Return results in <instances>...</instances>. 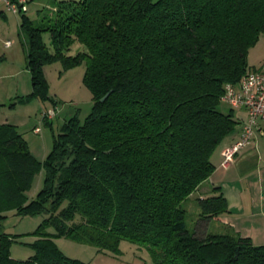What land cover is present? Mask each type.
I'll return each instance as SVG.
<instances>
[{"label":"trees","instance_id":"trees-1","mask_svg":"<svg viewBox=\"0 0 264 264\" xmlns=\"http://www.w3.org/2000/svg\"><path fill=\"white\" fill-rule=\"evenodd\" d=\"M24 12L29 95L46 97V64L84 63L93 105L82 122L76 113L63 122L43 160L15 124L0 123V220L8 210L47 213L27 259L11 257L0 235V264H88L55 236L99 250L125 239L145 246L151 264H264V244L209 232L229 211L219 187L196 197L191 228L183 206L238 122L218 107L225 84L254 70L247 54L264 35V0H60L38 24Z\"/></svg>","mask_w":264,"mask_h":264},{"label":"rangeland","instance_id":"rangeland-1","mask_svg":"<svg viewBox=\"0 0 264 264\" xmlns=\"http://www.w3.org/2000/svg\"><path fill=\"white\" fill-rule=\"evenodd\" d=\"M58 1L60 0H27V10L24 14L38 24L42 15L49 13L52 5ZM20 18V12L15 14L0 2V123L9 122L17 125L30 151L37 158L42 159L52 147V128L54 133H57L63 118H68L75 113L82 122L91 110L93 100L91 91L82 82L84 63L63 69L59 61L46 64L44 67L48 82L46 97L42 99L29 95L32 88L31 76L25 61L27 41L19 29ZM47 37L45 34V41ZM5 40H10V44L6 46ZM79 47V44L73 45L70 53H75ZM259 52V46L258 48L252 46L248 51L247 61L252 64V61L257 60ZM253 64L256 65V63ZM54 103L57 106L53 107ZM44 104H49L51 110L56 108V116L50 122L40 117L41 106ZM218 108L224 113H228L231 109L225 101L220 102ZM68 111L72 113H67ZM232 112L236 118L241 113V109L233 108ZM37 127L40 132L36 134L32 130ZM262 137L264 138V134ZM219 149L220 147L216 151ZM43 176L44 172H38L35 175L30 189L26 192L28 199L37 195L43 185ZM231 195L236 197V191H231ZM196 196L198 195L195 193L183 202V206L187 209L186 222L190 228L199 217ZM228 210L226 214H230L229 205ZM46 216V212L21 215L14 210L5 212L0 220V235L5 234L11 238L9 245L11 257L24 260L33 254L31 243L36 238L34 231ZM47 230L54 231L52 227ZM208 230L209 232L226 231L217 219L210 221ZM54 241L65 255L88 264H151L152 262L151 255L145 246L125 239L120 241L117 250H99L92 244L78 242L64 236H55Z\"/></svg>","mask_w":264,"mask_h":264},{"label":"crops","instance_id":"crops-1","mask_svg":"<svg viewBox=\"0 0 264 264\" xmlns=\"http://www.w3.org/2000/svg\"><path fill=\"white\" fill-rule=\"evenodd\" d=\"M258 46L260 50L257 55L258 58L256 61H252L253 63H256V65L248 62L250 69H258L264 65V35L260 36L256 44L253 45V47L257 48ZM48 105L49 104H44L41 106L42 109L40 110V117L42 111L50 110V106ZM55 105L56 104L54 103L53 107ZM54 109L56 111V108ZM239 109H241V113L236 116L238 121L236 127L224 139L219 151H216L212 157L214 169L211 175L206 181L200 184L198 189L193 192L190 197L195 193L198 196L207 195L211 191V187H219L223 196L226 198L231 211L230 214H223L217 221L223 225L224 229L233 230L240 233L242 236L249 237L253 244H263L264 138L262 136L264 134V122L259 121L258 126L255 128L253 139L249 144L238 151L235 155L234 161L228 167L224 168L220 165L222 159L221 150L223 146L239 137L242 123L246 118L245 109L243 107ZM67 113L71 114L72 112L68 111ZM55 116L56 113H54L51 118L46 120V122H50V120L52 121ZM66 119L67 118H63L59 128ZM32 131L37 134L40 132V129L36 132L35 128H33ZM53 133L54 131L52 128V135ZM45 156L46 154L42 159H38L43 160ZM42 172L44 171L40 170V173ZM231 191H236V197H233L232 195L230 196ZM245 194H247V197L244 198ZM245 206L247 207L246 209Z\"/></svg>","mask_w":264,"mask_h":264},{"label":"built area","instance_id":"built-area-1","mask_svg":"<svg viewBox=\"0 0 264 264\" xmlns=\"http://www.w3.org/2000/svg\"><path fill=\"white\" fill-rule=\"evenodd\" d=\"M0 2L15 14L27 10V0H0ZM4 44L9 45L10 40H5ZM221 100L227 102L232 108L243 107L246 111V118L242 123L239 137L223 146L221 150L220 165L225 168L234 161L238 151L253 139L259 121L264 122V65L248 71L238 85L225 84ZM54 113L55 109L44 110L41 117L49 119ZM38 130V127L35 128L36 132Z\"/></svg>","mask_w":264,"mask_h":264},{"label":"water","instance_id":"water-1","mask_svg":"<svg viewBox=\"0 0 264 264\" xmlns=\"http://www.w3.org/2000/svg\"><path fill=\"white\" fill-rule=\"evenodd\" d=\"M107 95H108V93H106L103 97H101V100H104Z\"/></svg>","mask_w":264,"mask_h":264}]
</instances>
